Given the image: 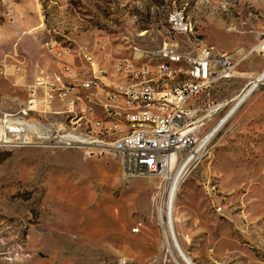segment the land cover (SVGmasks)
Returning a JSON list of instances; mask_svg holds the SVG:
<instances>
[{
  "label": "rangeland",
  "instance_id": "1",
  "mask_svg": "<svg viewBox=\"0 0 264 264\" xmlns=\"http://www.w3.org/2000/svg\"><path fill=\"white\" fill-rule=\"evenodd\" d=\"M179 6L192 32L171 30ZM263 24L264 0H0V117L19 116L34 75L58 69L50 50L69 51L88 75L90 61L112 71L164 43L209 45L235 68L189 103L204 136L264 69ZM249 97L176 193L175 229L194 264H264V84ZM163 188L158 177L125 176L112 155L0 146V264H177L157 210Z\"/></svg>",
  "mask_w": 264,
  "mask_h": 264
},
{
  "label": "built area",
  "instance_id": "2",
  "mask_svg": "<svg viewBox=\"0 0 264 264\" xmlns=\"http://www.w3.org/2000/svg\"><path fill=\"white\" fill-rule=\"evenodd\" d=\"M172 17L175 32L181 33V27H190L189 20H182L181 14ZM256 38L255 50L264 55V24L256 31ZM177 46L164 43L161 48L146 49L147 56L158 58L159 54H174L186 61L198 60L202 68H209V81H202L201 73H194L185 66L169 68L158 62V67H149L135 56L118 58L112 71H98L95 67V78H102V87H95L94 78L87 77L86 83L64 79L62 68H70L73 74L80 73L82 67L69 58L68 51L50 50L56 56L54 66L61 71V78L58 83H50V76H45L43 69L34 75L26 87L29 104L24 105L19 116L7 113L0 117V146L75 149L85 158L112 155L119 159L125 176L158 177L163 186H167L179 167L188 173L197 166L206 155L209 144H202L201 125L192 121L189 103L207 92L216 80L231 77L235 68L227 53L218 52L212 46L201 45L189 51ZM85 53L92 58V53ZM124 74L134 75V79L169 74V82L171 76H186V84L177 90H169V84L162 85L159 92L119 89L118 85L109 84L110 76ZM55 85H62V96L74 93L69 114L53 112L51 89ZM95 90H102V97H95ZM79 92L89 94V103L79 100ZM105 95L124 98L127 114H119L117 106L105 103ZM135 105H148V113L134 118ZM149 109H159V116L150 117ZM110 114L124 115L127 125L118 126L119 135L114 142H102V133L115 126L105 123V116ZM76 119H86L87 127L75 128ZM216 210L221 212L222 207ZM142 227L136 224L133 231L138 233Z\"/></svg>",
  "mask_w": 264,
  "mask_h": 264
},
{
  "label": "bare ground",
  "instance_id": "3",
  "mask_svg": "<svg viewBox=\"0 0 264 264\" xmlns=\"http://www.w3.org/2000/svg\"><path fill=\"white\" fill-rule=\"evenodd\" d=\"M176 14H181L182 20H188L186 16L185 7L181 11V7H175L169 14V26L172 31L175 32L173 17ZM189 28L181 27V33L192 32V23L189 20ZM163 46V45H162ZM162 46L158 47L161 48ZM68 55L71 53L68 51ZM86 56V55H85ZM141 56L147 61L144 63L149 67H158V62L160 64H167L169 68H176L180 66H185L189 68L190 71L194 73H201L202 81H209L210 72L209 68H202V63L198 60H187L180 59L179 56L174 54H159L158 58L153 56H147V50L142 51ZM85 62L87 63V56L85 57ZM92 66V71L87 75L84 69L80 70V73H73L70 68H62V75L64 79H71V82L76 83H86L87 77L94 78L95 87H102V78H95V67L94 62L90 61ZM98 71H104L97 68ZM45 76H50V83H58V78H61V71L59 68L53 73L43 72ZM119 78L122 82H117L114 85H118L119 89L130 88L133 91H144L149 89L150 92L161 91L162 85L169 84V90H177L183 88L186 84V76H171V81L169 82V74H160L155 76H142L141 78H135L134 75L124 74ZM264 84V69L253 79L248 82V84L242 89L239 95L235 97L233 105L227 110V112L214 124V126L206 132L203 136L202 144L210 143L219 130L226 124V122L232 117V115L238 110V108L249 98V96L256 90L260 85ZM29 93V90H28ZM53 112L58 114H69V105L74 102V93H64L62 96V85H55L51 89ZM95 97H102V90H95ZM79 100L82 103H89V94L86 92H79ZM29 103V100H28ZM105 103L117 106V112L119 114H127V107L124 105V98H114V95H105ZM144 113H148V105H135L133 110L134 118H141ZM150 117H158L159 109H149ZM105 123H112V125L102 133V142H114L116 137L119 135L118 126L127 125V118L124 115L110 114V116H105ZM87 127L86 119H76L75 128ZM187 174L184 168H178L173 180L170 184L165 186L160 193V200L158 203V215L159 220L162 225L164 241H165V251L171 254L172 258L177 264H194L191 258L183 250L179 239L178 233L175 229V221H178L179 215L174 216V201L176 198V193L182 182L184 176ZM220 205L216 206V209H220ZM138 224V223H137ZM143 226L142 223H139Z\"/></svg>",
  "mask_w": 264,
  "mask_h": 264
},
{
  "label": "crops",
  "instance_id": "4",
  "mask_svg": "<svg viewBox=\"0 0 264 264\" xmlns=\"http://www.w3.org/2000/svg\"><path fill=\"white\" fill-rule=\"evenodd\" d=\"M249 98H250V97H249ZM249 98H248V99H249ZM248 99H247V100H248ZM245 102H246V101H245ZM243 104H244V103H243ZM241 106H242V105H241ZM239 108H240V107H239ZM239 108H238V109H239Z\"/></svg>",
  "mask_w": 264,
  "mask_h": 264
}]
</instances>
